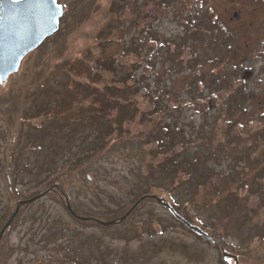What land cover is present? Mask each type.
I'll use <instances>...</instances> for the list:
<instances>
[{
	"label": "rangeland",
	"instance_id": "1",
	"mask_svg": "<svg viewBox=\"0 0 264 264\" xmlns=\"http://www.w3.org/2000/svg\"><path fill=\"white\" fill-rule=\"evenodd\" d=\"M56 2L0 82V216L58 189L0 264H264V0Z\"/></svg>",
	"mask_w": 264,
	"mask_h": 264
},
{
	"label": "water",
	"instance_id": "2",
	"mask_svg": "<svg viewBox=\"0 0 264 264\" xmlns=\"http://www.w3.org/2000/svg\"><path fill=\"white\" fill-rule=\"evenodd\" d=\"M61 16V8L56 0H1L0 1V80L16 72L22 58L39 46L47 37L54 34L58 28V18ZM56 188L53 187L51 189ZM49 190L30 199L20 201L7 223L0 231V242L6 230L9 228L22 206L31 203ZM148 196L141 197L132 208L122 217L112 221H99L77 215L70 206L67 197L66 207L68 211L81 221L94 220L103 226L114 225L122 222L135 210V208ZM153 199L164 206L169 205L157 196ZM191 230L200 234L202 231L197 227L184 222Z\"/></svg>",
	"mask_w": 264,
	"mask_h": 264
},
{
	"label": "trees",
	"instance_id": "3",
	"mask_svg": "<svg viewBox=\"0 0 264 264\" xmlns=\"http://www.w3.org/2000/svg\"><path fill=\"white\" fill-rule=\"evenodd\" d=\"M161 112V111H160ZM1 170V169H0ZM60 170H57V171H55L54 173H57V172H59ZM14 180V179H13ZM140 205V204H139ZM138 205V206H139ZM172 210V213H174V215L175 216H177L176 214H175V212H174V210L173 209H171ZM6 213H4V215H1L0 216V231H1V229H2V227H1V225H2V222H3V220H4V223H5V220H6V217H7V215H8V213H7V215H5ZM8 221V220H7ZM184 224V223H183ZM3 225H5V224H3ZM7 231V230H6Z\"/></svg>",
	"mask_w": 264,
	"mask_h": 264
}]
</instances>
